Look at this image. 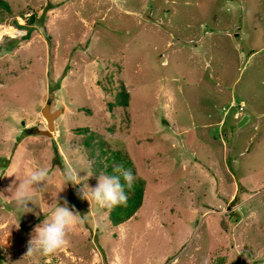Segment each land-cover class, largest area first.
<instances>
[{
	"label": "rangeland",
	"instance_id": "rangeland-1",
	"mask_svg": "<svg viewBox=\"0 0 264 264\" xmlns=\"http://www.w3.org/2000/svg\"><path fill=\"white\" fill-rule=\"evenodd\" d=\"M6 1L0 31L16 32L0 42L3 264H264V0ZM120 81L127 108L110 105ZM47 104L59 111L51 137L36 134ZM79 128L127 152L145 182L142 208L117 228L110 206L65 183L72 168L98 184ZM40 167L50 181L25 213L16 176ZM64 200L81 217L69 244L26 257Z\"/></svg>",
	"mask_w": 264,
	"mask_h": 264
},
{
	"label": "clouds",
	"instance_id": "clouds-1",
	"mask_svg": "<svg viewBox=\"0 0 264 264\" xmlns=\"http://www.w3.org/2000/svg\"><path fill=\"white\" fill-rule=\"evenodd\" d=\"M112 172L111 175L101 173L95 188L87 183L88 178L92 176L88 172L87 176L82 177L74 169L68 168L64 173V180L66 185L71 184L73 187L81 185L77 190L81 199H86L91 204L95 202L101 206H115L126 203L125 184L131 188L135 177L131 169H125L122 165H113ZM13 175L15 174L6 176ZM16 178L19 184L15 186L12 198L19 210L25 213L30 212L32 209L28 205L32 202V193L36 188L43 189L47 186L50 181L49 170L46 167H40L30 170L22 180H19L17 176ZM80 221V213L70 208L67 200H64L62 205L58 203L50 217H46L41 224L35 226L32 237L28 241L26 257L34 254L49 256L65 248L69 244L68 234Z\"/></svg>",
	"mask_w": 264,
	"mask_h": 264
},
{
	"label": "trees",
	"instance_id": "trees-1",
	"mask_svg": "<svg viewBox=\"0 0 264 264\" xmlns=\"http://www.w3.org/2000/svg\"><path fill=\"white\" fill-rule=\"evenodd\" d=\"M0 10L11 13L12 9L10 3L6 0H0ZM35 21V18L32 16L31 19L28 20V25L34 24ZM15 25L19 26L17 22H15ZM32 31V28H28L27 34L22 40L30 39ZM8 40L10 42L7 51H11V49L16 46L17 40L11 38H8ZM130 99V92L127 91L124 82L120 81L114 102L110 105L111 107L127 108L130 104ZM76 132L86 136L85 145L90 149L91 164L94 173L97 175L101 173L111 175L113 174V165H122L125 169H131L135 177L131 188L125 184L124 191L127 197L126 203L109 207V220L112 226L117 228L133 219L142 208L146 192L145 182L138 176L133 160L127 152L120 149H113L107 141L100 139L96 140L95 137L97 135L90 132L88 128H79ZM121 183H124L122 177ZM4 259L2 248L0 247V264L4 263ZM222 262L223 259H220V264Z\"/></svg>",
	"mask_w": 264,
	"mask_h": 264
},
{
	"label": "water",
	"instance_id": "water-1",
	"mask_svg": "<svg viewBox=\"0 0 264 264\" xmlns=\"http://www.w3.org/2000/svg\"><path fill=\"white\" fill-rule=\"evenodd\" d=\"M59 111L51 112L50 105L47 104L43 109V115L47 120V129L36 132L38 135L53 136L52 130L55 128V118ZM249 121V117H244L238 124L239 127L244 126Z\"/></svg>",
	"mask_w": 264,
	"mask_h": 264
},
{
	"label": "bare ground",
	"instance_id": "bare-ground-1",
	"mask_svg": "<svg viewBox=\"0 0 264 264\" xmlns=\"http://www.w3.org/2000/svg\"><path fill=\"white\" fill-rule=\"evenodd\" d=\"M14 32H16V29L14 27H9L6 29H2V31H0V42L2 40L3 35H7V34H13ZM18 32V31H17Z\"/></svg>",
	"mask_w": 264,
	"mask_h": 264
}]
</instances>
